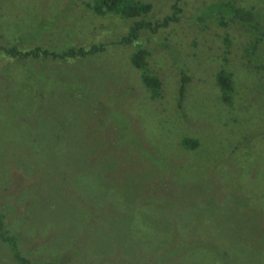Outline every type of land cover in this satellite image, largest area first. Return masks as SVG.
<instances>
[{"label":"rangeland","instance_id":"1","mask_svg":"<svg viewBox=\"0 0 264 264\" xmlns=\"http://www.w3.org/2000/svg\"><path fill=\"white\" fill-rule=\"evenodd\" d=\"M92 1L0 0L7 46L106 47L86 57L0 60L6 226L33 264H159L162 256L188 264L166 251L204 233L234 236L232 262L255 264L264 238V101L258 71L242 56L246 33L194 22L217 0H139L152 4L154 21L178 3L180 19L122 44L133 20L97 14ZM238 2L264 11V0ZM226 35L227 67L243 90L233 112L217 101L214 82ZM141 43L163 81L158 97L131 61ZM180 65L192 77L183 109ZM193 133L202 142L196 152L180 145ZM197 258L191 264H202ZM0 264H18L1 240Z\"/></svg>","mask_w":264,"mask_h":264},{"label":"trees","instance_id":"2","mask_svg":"<svg viewBox=\"0 0 264 264\" xmlns=\"http://www.w3.org/2000/svg\"><path fill=\"white\" fill-rule=\"evenodd\" d=\"M93 12L97 14L118 13L127 19H132L128 33L120 39L122 44H132L141 37L143 32L157 34L162 28L168 27L171 23L180 19L181 7L178 3L172 6V12L165 15L161 20H151L149 15L152 10V4L149 2H141L139 0H93L86 3ZM207 14L199 15L194 18L197 24H203L204 28H209L210 21L216 22L223 27H232L242 34L247 35V44L243 48L242 56L246 62L258 71L261 85V91L255 92L257 98L264 101V11L240 5L238 0H217L211 5L205 7ZM233 41L226 35L223 38V61L221 68L215 73L214 82L217 89V101L226 110L236 109L237 102L243 99V90L238 87L235 72L227 67L229 54L232 53ZM106 49L103 43H94L91 46H73L62 50H53L41 46H33L31 48H21L13 44L5 45L0 39V60L9 59H26L32 58H76L86 57ZM151 51L144 44H138L137 48L131 54L133 65L140 70L143 86L148 89L153 97H158L163 91V81L158 71L151 67L150 62ZM4 62V61H3ZM179 88L177 106L179 109L184 108L188 83L192 77L187 68L180 65ZM233 112V111H232ZM200 135L193 133L182 136L180 145L186 150L196 152L201 146ZM6 214L0 211V240L12 252L14 260L18 264H33L34 260L30 258L20 243L21 237L17 233H13L6 226ZM238 236V235H237ZM240 241L246 242L245 237L238 236ZM229 238V237H228ZM228 240L217 234H201L198 236H186L181 239L186 247L176 246L174 249L167 250V254L177 256L176 260L184 258L191 264V259L198 257L197 260L202 264H235L231 260V254L234 251L233 239ZM180 240V241H181ZM244 244H239L236 248L237 254H244ZM256 252L252 255L255 264H262L264 261V238L259 241ZM243 247V248H241ZM180 255V257H178ZM251 255V256H252ZM168 256H162L159 264H166ZM159 259V258H158ZM157 259V260H158ZM154 262V261H153ZM244 264H248L247 261Z\"/></svg>","mask_w":264,"mask_h":264}]
</instances>
